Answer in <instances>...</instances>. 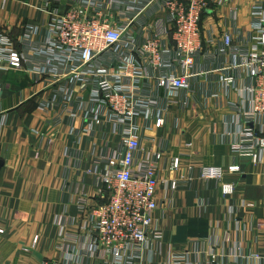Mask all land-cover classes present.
Wrapping results in <instances>:
<instances>
[{"label":"built area","instance_id":"built-area-1","mask_svg":"<svg viewBox=\"0 0 264 264\" xmlns=\"http://www.w3.org/2000/svg\"><path fill=\"white\" fill-rule=\"evenodd\" d=\"M227 2L42 0V23L28 24L18 36L0 30V73L25 72L33 83L51 91L40 107L54 113L53 127L67 116L81 120L80 127L70 125L75 137L100 132L117 138L115 146L108 141L84 170L106 200L91 204L82 192L77 232L67 231L68 217L55 219L61 264H133L142 256L159 207L162 156L160 148L146 149L142 141L144 130L164 126L170 95L184 92L180 101L187 106L193 94L223 100L235 92L236 100L228 102L231 115L222 140L233 151L249 155L254 165L264 160V6L252 7L250 36L224 31L214 46L213 38L205 37L204 18ZM65 156L66 168L77 170L82 157L70 147ZM180 166V158L173 157L169 169ZM241 171L238 164L227 167L229 173ZM225 175L219 165L200 170L201 179L220 182L223 195L231 196L236 184L225 181ZM190 180L172 179L169 189ZM80 190L81 183L75 182L74 191ZM211 248L208 259L192 261L185 251L173 254L170 262L241 264L245 258L239 243L219 253L212 239Z\"/></svg>","mask_w":264,"mask_h":264},{"label":"crops","instance_id":"crops-1","mask_svg":"<svg viewBox=\"0 0 264 264\" xmlns=\"http://www.w3.org/2000/svg\"><path fill=\"white\" fill-rule=\"evenodd\" d=\"M41 3L0 0V30L18 36L28 24L42 23L46 16L39 10ZM256 4L264 6V0H228L215 6L204 18L205 37L213 38L212 45L217 46L224 31L250 36L251 11ZM0 83V228L4 229L0 233V264H61L55 219L68 217L67 231L77 232L82 192L91 204L106 200L84 170L108 141L115 146L117 138L100 132L75 137L69 132L70 125L80 127L81 120L67 116L53 127L54 113L40 107L51 98V91L33 83L25 72H1ZM162 94L166 96L165 91ZM183 95H170L165 101L163 127L144 130L143 146L162 150L156 191L159 207L142 256L133 264H171L173 254L185 251L190 252L192 261H202L209 258L212 239L219 253L239 243L245 253L241 264H264V160L254 165L249 155L233 151L222 140L225 120L231 115L228 102L237 95L231 92L223 100H205L199 93L193 94L187 106L180 101ZM35 129L45 136L33 132ZM66 147L82 157L77 170L66 168ZM173 157L181 161L177 171L169 169ZM233 164L240 165L242 171L227 172ZM205 165L223 166L224 180L236 184L235 193L225 196L220 182L201 179ZM189 177L187 184L169 189L172 179ZM75 182L81 183L78 192L74 191Z\"/></svg>","mask_w":264,"mask_h":264}]
</instances>
